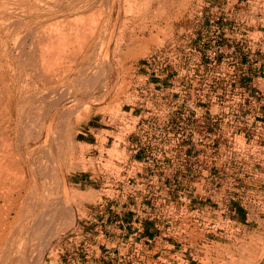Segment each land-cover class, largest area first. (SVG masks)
<instances>
[{"label": "rangeland", "instance_id": "obj_1", "mask_svg": "<svg viewBox=\"0 0 264 264\" xmlns=\"http://www.w3.org/2000/svg\"><path fill=\"white\" fill-rule=\"evenodd\" d=\"M0 133V264H264V0H0Z\"/></svg>", "mask_w": 264, "mask_h": 264}, {"label": "bare ground", "instance_id": "obj_2", "mask_svg": "<svg viewBox=\"0 0 264 264\" xmlns=\"http://www.w3.org/2000/svg\"><path fill=\"white\" fill-rule=\"evenodd\" d=\"M126 1V0H125ZM43 12V11H42ZM51 13V12H50ZM81 21V20H80ZM76 22V21H75ZM56 31V30H55ZM52 32V31H51ZM94 32V31H93ZM53 33V32H52ZM55 33V32H54ZM62 34V33H61ZM58 35V34H57ZM64 35V34H63ZM66 35V34H65ZM71 35V34H70ZM78 35H80V34H78ZM51 36V35H50ZM49 36V37H50ZM45 37V36H44ZM58 37H59V35H58ZM61 37L62 36H60V39H61ZM64 37V36H63ZM62 37V38H63ZM77 37H79V36H77ZM53 38H54V36H53ZM67 38V37H66ZM66 38L64 39V40H66ZM77 39V38H76ZM63 40V41H64ZM69 40V39H68ZM67 40V41H68ZM79 40V39H78ZM78 40H76V41H78ZM50 41V40H49ZM58 41H60L59 39H58ZM67 41H65V42H67ZM70 41V40H69ZM33 42V41H32ZM52 43V42H51ZM60 43V42H59ZM64 43V42H63ZM70 43V42H69ZM39 44V43H38ZM46 45H47V43H46ZM57 45L60 47V45L57 43ZM63 45V44H62ZM49 46V45H48ZM53 46V45H52ZM57 46V47H58ZM68 46V45H67ZM42 47H44V46H42ZM63 47H65V46H63ZM62 47V48H63ZM80 47H81V45H80ZM79 47V48H80ZM46 48V47H45ZM61 48V49H62ZM43 49V48H42ZM88 49V48H87ZM45 50V49H44ZM57 50V49H56ZM48 52V51H47ZM51 52V51H50ZM57 52V51H56ZM46 53V52H45ZM49 53V52H48ZM65 53V52H64ZM76 53H77V51H76ZM83 53V52H82ZM56 54H59V50H58V53H56ZM60 54H61V52H60ZM59 54V55H60ZM25 55V54H24ZM46 55V54H45ZM49 55V54H48ZM62 55V54H61ZM75 55V54H74ZM46 60V59H45ZM53 60V59H52ZM56 60V59H55ZM50 61V60H49ZM59 61V60H58ZM107 61V60H106ZM53 61H51V63H52ZM60 63V62H59ZM106 63V62H105ZM53 64V63H52ZM59 65V64H58ZM108 65V64H107ZM106 64H105V66H107ZM44 66V65H43ZM55 66V65H54ZM50 68V67H49ZM51 68H52V65H51ZM57 69V68H56ZM52 70V69H51ZM45 71H46V69H45ZM49 72V71H48ZM47 72V73H48ZM54 72V71H53ZM62 72V71H61ZM96 72V71H95ZM46 74V73H45ZM49 74V73H48ZM52 74V73H51ZM50 74V75H51ZM53 75V74H52ZM41 76V75H40ZM48 76V75H47ZM46 75H45V77H44V86H48V84H49V82L51 81V79H49L48 80V77H47ZM4 77V76H3ZM97 77V76H96ZM52 78H53V76H52ZM57 78V77H56ZM60 78V77H59ZM99 78V77H98ZM60 89V88H59ZM44 92V91H43ZM16 98V97H15ZM17 99V98H16ZM10 100H11V105L13 104V101H14V99L11 97L10 98ZM34 100V99H33ZM18 101V100H17ZM17 105V104H16ZM14 109V108H13ZM22 113V112H21ZM10 116H13V114L11 113V115ZM10 128V127H9ZM13 130V129H12ZM13 132V131H12ZM1 133H0V137H1ZM3 141V139H2V137L0 138V142L1 143H3L2 142ZM10 142V141H9ZM12 143V142H11ZM10 143V144H11ZM2 145V144H1ZM1 145H0V152L3 150H1ZM9 145V144H8ZM10 146V145H9ZM8 147V146H7ZM11 147V146H10ZM10 147H9V149H10ZM5 149V148H4ZM8 149V150H9ZM12 149V148H11ZM5 151V150H4ZM13 151V150H12ZM9 154H10V152H9ZM11 156H13L12 154H11ZM5 157H7L6 156V154H5ZM5 157H3V155H2V152L0 153V188H2V190L1 191H3V188H4V185H5V183L8 181L7 180V176H8V174L7 173H5L3 170H4V167L7 169V170H10L9 169V167H17V168H19L22 172H24L25 170H26V168H27V162L28 161H25V159L23 158V157H18V159H13V158H11V157H9V158H6V159H3V158H5ZM3 160V161H2ZM5 160H7V162H5V164H6V166H5V164H4V161ZM29 164V163H28ZM30 166V165H29ZM8 167V168H7ZM14 169V168H13ZM29 169V168H28ZM6 170V171H7ZM12 170V169H11ZM18 172V171H17ZM7 174V175H6ZM16 174V173H15ZM23 174V173H22ZM21 174V175H22ZM25 174V173H24ZM18 176V175H17ZM23 177V176H22ZM9 179H10V177H8ZM14 180V179H13ZM23 180V179H22ZM24 181H26V180H24ZM21 182V181H20ZM14 183V182H13ZM15 184V183H14ZM7 185V184H6ZM10 185H12L11 183H10ZM24 186V185H23ZM11 187V186H10ZM21 187V186H20ZM19 187V188H20ZM7 190V189H6ZM1 191H0V202L2 201V200H4V201H6V199H7V197H6V195H5V193H1ZM6 192V191H5ZM32 192V191H31ZM11 200H12V198H11ZM8 202V201H7ZM12 202V201H11ZM17 214V213H16ZM41 215V214H40ZM62 217V216H61ZM38 219V218H37ZM9 220V219H8ZM39 222H40V220H39ZM12 223V222H11ZM40 227V226H39ZM28 237V236H27Z\"/></svg>", "mask_w": 264, "mask_h": 264}]
</instances>
